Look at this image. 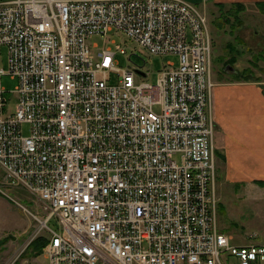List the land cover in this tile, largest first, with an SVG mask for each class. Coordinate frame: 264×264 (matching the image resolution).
<instances>
[{"label":"built area","instance_id":"2783aa9c","mask_svg":"<svg viewBox=\"0 0 264 264\" xmlns=\"http://www.w3.org/2000/svg\"><path fill=\"white\" fill-rule=\"evenodd\" d=\"M111 32L177 61L137 82L148 73L117 65L128 51ZM2 45L0 192L36 221L26 245L46 234L48 264L264 261V243L234 244L219 225L213 38L197 2L0 0ZM6 74L18 79L12 112Z\"/></svg>","mask_w":264,"mask_h":264},{"label":"crops","instance_id":"0c3cea01","mask_svg":"<svg viewBox=\"0 0 264 264\" xmlns=\"http://www.w3.org/2000/svg\"><path fill=\"white\" fill-rule=\"evenodd\" d=\"M260 2L264 0H214L218 9L219 4L227 10L237 3L246 8L238 19L233 16L232 31L226 33L227 27L223 29L224 37L220 39L223 51L216 52L217 58L223 57L213 74L216 84L211 112L216 124V156L221 158L216 157L219 174L241 183L252 196L264 197V186L256 183L264 181V77L260 75L264 74V35L259 27L264 29V10ZM248 18H255L253 25ZM257 38L262 40L256 41ZM213 43L215 48L214 39ZM242 75L246 77L238 79Z\"/></svg>","mask_w":264,"mask_h":264},{"label":"rangeland","instance_id":"374dc122","mask_svg":"<svg viewBox=\"0 0 264 264\" xmlns=\"http://www.w3.org/2000/svg\"><path fill=\"white\" fill-rule=\"evenodd\" d=\"M197 2V6L200 9H205L208 19L210 21V30L212 38L215 40L216 47L214 48L213 43V61L212 62V73L216 72L217 66H220L222 57L217 58L216 52H222L220 49V39L224 37V31L227 27V32L232 31L230 24L226 23V17L230 15L229 12H219L218 8H215L214 0H193ZM238 19V18H237ZM252 25L255 22V18H248ZM247 20V21H248ZM248 21V22H249ZM230 22V21H229ZM236 23V21H235ZM264 26V25H263ZM224 27V28H223ZM264 35V29L259 26ZM253 30V29H252ZM112 37L116 38L118 43H122L127 48V54L117 53V65L121 68H137L142 67L144 72H147V77L137 76L136 81H148L156 83L158 73L163 70L164 66L170 61L177 58L174 55H153V54H142L137 51L135 45L131 42L124 43L121 41L123 36L119 38L114 32H111ZM262 38H257L256 41H261ZM103 46V39L100 36H94L90 40L91 48L95 51L97 48L94 44ZM114 46V44H113ZM222 48V45H221ZM257 48V46H255ZM219 49V50H218ZM131 55L129 59V54ZM215 56V60H214ZM9 52L5 45L0 46V68L5 70L9 67ZM254 67V65H252ZM256 73H261L260 69L255 70ZM215 75V74H214ZM264 77V74H260ZM119 81V76L116 73H112L111 83L116 84ZM18 79L11 76L10 74L3 75L2 85L6 90V96L9 99L8 111L12 112L16 109L17 97L13 93ZM29 127L26 124L23 128L25 135L29 134ZM216 141V133H215ZM217 159L221 160L219 156ZM216 189L220 196V204L223 206V210L219 214V225L227 232V234L233 237L232 243L234 244H249V243H264V197L263 195L253 196L243 188L241 183H235V181L224 178L222 173L218 172L217 165V179ZM11 195L18 198L20 202L25 205L30 211L35 212L41 209V203L35 202L30 195H23L15 191H11ZM25 197V198H24ZM28 198L29 200H27ZM40 214V213H39ZM44 213L42 212L43 216ZM44 217V216H43ZM30 224V226H28ZM54 228H58L56 222H52ZM36 221L30 216V214L22 209L21 206L13 202L8 197L4 196L0 192V264H12L13 260L18 258L21 264H48V259L44 250V253L33 256L29 250L27 244L30 232L34 229ZM28 226L27 229L25 227ZM25 229V232H24ZM40 236H46L45 233H41ZM39 237V236H38ZM23 252V253H22ZM22 253V254H21ZM231 262V261H230ZM264 264V261L259 262Z\"/></svg>","mask_w":264,"mask_h":264},{"label":"trees","instance_id":"16d2710c","mask_svg":"<svg viewBox=\"0 0 264 264\" xmlns=\"http://www.w3.org/2000/svg\"><path fill=\"white\" fill-rule=\"evenodd\" d=\"M259 6L262 10H264V2H260ZM245 8L246 7L243 3H237V4L232 5V7H230L229 9L226 10L224 5L219 4V9L222 10V12L227 11L230 13L229 17L224 16V17H226V20H224V21H226V23L231 24V25H232L231 21H232L233 16L235 17V19H237L238 18L237 16H239V14L243 10H245ZM245 74H247V73H245ZM237 77H238V79H241V77L245 78L246 76L242 75L240 77L239 76H237ZM247 78L250 79L251 77L247 76ZM256 183L260 184L261 186H264V181H262V180H257ZM222 210H223V206L220 204V211H222ZM47 242H48V239L46 236H39L32 241V243L30 244V246L28 248L32 252L33 256H38V255L44 253V248H45V245Z\"/></svg>","mask_w":264,"mask_h":264},{"label":"flooded vegetation","instance_id":"af4514ba","mask_svg":"<svg viewBox=\"0 0 264 264\" xmlns=\"http://www.w3.org/2000/svg\"><path fill=\"white\" fill-rule=\"evenodd\" d=\"M23 253V252H22ZM21 253V254H22ZM21 262H19L18 258L14 259V264H20Z\"/></svg>","mask_w":264,"mask_h":264}]
</instances>
